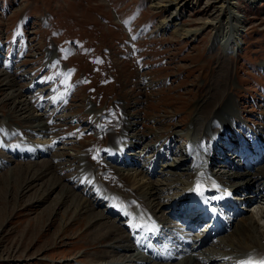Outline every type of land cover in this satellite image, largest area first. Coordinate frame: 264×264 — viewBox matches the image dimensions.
<instances>
[{"label":"rangeland","instance_id":"obj_1","mask_svg":"<svg viewBox=\"0 0 264 264\" xmlns=\"http://www.w3.org/2000/svg\"><path fill=\"white\" fill-rule=\"evenodd\" d=\"M224 1L0 0V34L11 39L9 49L15 44L18 29L26 24L32 40H36L34 47L41 53L36 57L34 51L29 59L22 56L21 60L28 59L30 66L17 64L15 59L9 62L10 69L0 63V122L7 121V125L0 124V264L115 262L104 254L115 244L124 245L114 238L101 240L98 226L92 225L88 214L79 209L83 192L78 185L83 176L74 157L87 153L89 165L99 167L103 184L111 187L114 179L111 182L103 176L108 171L102 170H115L117 174V169L100 164L102 157L98 153L101 146L117 142L126 123L124 115L126 120L137 118L138 124L129 132H137L141 125L139 131L147 138L145 143L172 134V141L176 136L180 141L178 131L189 129L197 110L208 111L216 102L222 103L223 110L232 99H238V114L243 106L246 120L262 116L254 112L257 109L246 103V98L256 88L257 93H263L255 82H264V0H226L242 16L244 26L237 54L227 57L221 51L226 17L219 16L218 11ZM24 50L14 52L20 56ZM61 50L63 61L58 53ZM48 59L54 61L50 63ZM61 64H65L61 67L64 71ZM33 79L35 90L30 92ZM147 79L151 82L141 85ZM8 80L13 83L5 85ZM12 89L16 96L10 92ZM24 95L31 100L21 110L24 105L15 106V100ZM64 101V116L50 112ZM135 102L140 104L135 106ZM41 104L52 106L42 123L50 126L51 137L61 139L58 143L55 140L42 146L43 133L33 127L40 117H34L37 112H32ZM140 114L144 116L141 124ZM111 128L114 134L109 133ZM151 136L154 139L148 140ZM12 137L20 138L15 140L17 146L10 143ZM27 140L44 157L46 152L50 157L37 161L15 158L21 155L16 153L21 150L17 147L28 148ZM56 144L58 150L53 151ZM139 148L136 146L135 151ZM61 152L63 158H54ZM47 160L52 161L48 167ZM193 166L191 163L183 167L186 179ZM115 185L120 188L117 181ZM66 187L71 190L65 195ZM123 189L130 192L128 181L121 183V192ZM223 246L234 247L227 242ZM133 249L128 254L139 256L135 245ZM122 250L119 254L124 256L126 252Z\"/></svg>","mask_w":264,"mask_h":264},{"label":"bare ground","instance_id":"obj_2","mask_svg":"<svg viewBox=\"0 0 264 264\" xmlns=\"http://www.w3.org/2000/svg\"><path fill=\"white\" fill-rule=\"evenodd\" d=\"M229 1L231 2V0ZM226 2L225 0L224 4L222 3L220 6L222 8H218V11L221 12L219 16L226 17L222 29V36L224 37H222L221 51L227 57L237 54L240 46L239 38L244 26L242 16L231 9ZM262 67H264V64H262ZM63 70L65 69L63 68ZM8 73L11 72L8 70ZM8 83H13V81L8 80L5 85ZM29 84L28 90L33 92L35 90V79ZM10 92L13 94V89ZM9 98L12 97L9 96ZM30 100L31 98L24 95L15 100V106L24 105L20 108L21 110L26 109ZM66 103L67 101H64L62 103L63 107L59 106L55 109H51L52 106L41 104L36 111L32 112L33 114L37 112L33 115L34 117H40L39 123L33 127L43 133L40 138L42 146L53 144L51 141L56 140L57 143L61 141L59 138L51 137L49 134L50 126L47 122L44 124L42 122L45 115L49 116L48 109H51V113H61L60 115L64 116L63 108L65 109ZM221 106L222 103L216 102L208 111L198 109L190 127H188L189 129L185 132L177 130L180 141L177 140V136L172 141L174 134L171 133L172 135L166 138H158L156 142L145 143L147 138L141 131L130 133L131 135L128 134L129 129L138 124L135 121L137 118L130 117L126 120L124 115L123 120L126 123L120 132L121 136L118 134L117 142L104 148L103 153L106 156L100 161V164H104L107 168L112 166V168L117 169V174L115 170L113 172L105 170V168L102 170V172L108 171L103 176L110 178L111 182L114 179L115 182L111 186L112 188L105 183L103 184L99 167L96 168L94 164L89 165L87 153L84 155L81 152L82 154L74 157L80 164V174L83 176L78 185V188H81L83 192V196H79V209L88 214L92 225L96 224L98 226L102 233L101 240L114 238L116 243L124 245L115 244L111 246V251L107 250L104 254L106 258L112 257L111 261H115L113 264H246L249 261L259 264V262L264 261V224L261 223L264 220V165L261 164L264 161V133L257 129L260 135L256 137L257 143L253 142L251 135L254 134H252V128L248 123L254 125L255 122L243 119L242 114L244 113L242 111H245L243 106H241L242 111L239 114L238 104L234 99L223 110H221ZM261 106L264 108V104ZM258 114L262 116L255 117L254 120H260V123H256V125H264V114ZM6 122H0V124L7 125ZM237 125L242 129L246 128L241 131L245 132L246 135L239 140H242L248 146L250 144L255 146L253 155L248 158L246 163H242L241 168L235 172L228 174L222 163L219 169L210 170L209 165H215L222 155L219 148L221 141L222 143L225 142V146L234 147L233 144L237 140L229 139L239 135L233 130L234 126ZM7 129H10V127L7 126ZM182 138L187 142L185 145H183L185 142L181 143ZM19 139H13L12 137L10 143L17 146L15 140ZM165 139L168 140L159 143ZM27 141L29 142L27 150L17 147V150L21 149L16 151V153H21L19 157L30 156L35 161L50 157L48 152H46L48 155L44 157L43 152L36 151V146H30L31 141ZM180 143L181 147L175 148ZM141 145V151L136 152V146L140 147ZM56 146L57 144L52 147L53 151L58 150ZM84 149L87 150V147ZM153 149L156 150L150 155L149 153ZM16 153L11 156H16ZM40 153L41 155H39ZM54 158H63L62 152L55 153ZM191 163L194 164L193 170L191 176L188 175L189 179H186L187 172L182 171V168ZM50 164H52L51 160L45 161L46 167ZM139 164H141V170L134 172L136 170L133 167ZM121 167H125V169L122 170ZM43 170L46 171V168H43ZM131 171L132 173H130ZM133 172L136 174L134 175ZM212 173L216 181L221 180V178L230 181L235 186V192L241 189L242 195L246 196L248 200L242 202L238 198L239 200L234 204L229 198L223 196L200 198V194H212L213 187L207 179V176L212 175ZM144 174H147V176ZM161 177L162 179H159ZM148 178L153 180L151 181ZM144 180L146 182L141 183ZM116 181L120 188L121 183L128 181L130 192L124 189L121 192L120 188L117 189L115 187ZM237 181H240L239 185ZM160 185L164 186L160 187ZM53 188H55V183H53ZM70 190L66 187L63 193L66 195ZM39 201L41 200L37 202ZM230 201V212L226 213L220 223L211 228L209 233L203 234L200 230H196V226L199 225L200 221L196 219L191 221L193 217H190V214L197 207L206 205L211 209H220ZM251 201L252 205H255L252 212L246 208ZM239 204L243 205L238 207ZM164 207L167 209H163ZM175 207H182V213L174 212ZM239 210H244L242 215L250 212V216L240 215L241 219L238 220ZM202 212L203 210L199 211V213ZM116 215H118V218H113ZM210 222L211 220L207 221L206 224L210 225ZM202 223L200 222V225ZM226 242L234 247L227 249L223 246ZM134 245L141 248L138 253L139 256L128 254V252L134 251ZM120 250L126 252L124 256L119 254ZM115 255L118 257H115Z\"/></svg>","mask_w":264,"mask_h":264},{"label":"snow or ice","instance_id":"obj_3","mask_svg":"<svg viewBox=\"0 0 264 264\" xmlns=\"http://www.w3.org/2000/svg\"><path fill=\"white\" fill-rule=\"evenodd\" d=\"M246 264H256V262L249 261V262H246ZM259 264H264V261L259 262Z\"/></svg>","mask_w":264,"mask_h":264}]
</instances>
